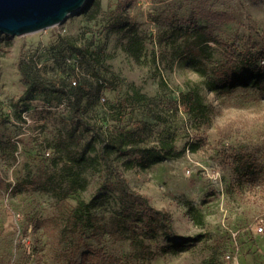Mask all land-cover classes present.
<instances>
[{
  "label": "rangeland",
  "instance_id": "rangeland-1",
  "mask_svg": "<svg viewBox=\"0 0 264 264\" xmlns=\"http://www.w3.org/2000/svg\"><path fill=\"white\" fill-rule=\"evenodd\" d=\"M100 1L102 11L95 19L90 18L93 9H82L34 34H0V264H100L103 256L120 264H264V83L232 94L211 92L188 64L175 58L169 41L174 28L197 23L219 39L211 44L214 64H238L251 53L256 66L264 68V0ZM120 1L145 40L139 64L124 51L121 35L107 33ZM94 41L103 48L96 65L79 55ZM22 59L36 64L48 80L65 76L63 64L67 72L79 73V83H87L90 91L84 104L90 96L97 102L100 84H107L102 89L107 103L97 102L90 118L103 120L111 130L139 127L146 146L171 135L178 150L186 151L147 171L126 172L131 188L174 221L178 238L147 240L157 252L153 261L131 260L128 241L96 237L91 227L68 231V218L82 216V203H93L98 224L107 226L119 210L118 190L102 169H76L89 186L66 195L68 171L56 165L55 145L69 128L68 99L29 90L19 70ZM194 87L214 109L209 124H200L180 102ZM136 93L152 102L125 108L121 102ZM196 143L197 152L188 150ZM50 180L57 191L48 189ZM192 206L203 215L202 226L192 221ZM198 235L206 237L186 251L162 253Z\"/></svg>",
  "mask_w": 264,
  "mask_h": 264
},
{
  "label": "trees",
  "instance_id": "trees-1",
  "mask_svg": "<svg viewBox=\"0 0 264 264\" xmlns=\"http://www.w3.org/2000/svg\"><path fill=\"white\" fill-rule=\"evenodd\" d=\"M126 7V3L120 1L117 10L111 14L107 33L121 35L122 40L126 41L124 51L139 64L144 56L145 40L139 33L137 22L124 13ZM83 9L88 13L90 9H93L90 18L95 19L102 11L101 1L91 0ZM169 41L175 58L188 64L204 80L205 88L211 92L232 94L239 90L247 91L256 86L260 87L264 83V68L256 66V58L251 53L238 64L233 62L214 64L215 49L211 44H218L219 39L211 34L207 27L194 23L189 28H174L169 34ZM102 51L103 48H99L98 43L94 41L90 49L81 48L79 55L82 60L96 65L101 59ZM63 65L65 76L59 79L44 78L36 64L24 59L19 62V70L29 90L61 94L68 99L69 128L55 145L57 155L55 163L57 166H62V171H68L66 195L86 191L89 186L88 179L76 174V169L85 171L102 169L107 181L115 183L119 205V210L113 212L109 224L104 226L98 224L97 216L91 212L94 208L93 203H82V216H69L68 231L75 233L84 227H91L96 237L108 235L117 240L128 241L131 248L129 256L131 260L153 261L157 257V252L152 249L147 240L157 239L160 236L178 238L174 221L169 212L157 210L147 196L131 188L126 172L135 169L147 171L155 165L180 158L186 151L178 150L176 139L171 135L161 138L157 145L146 146L145 132L141 128L111 130L105 127L103 120L90 118L89 111L96 109L101 100L104 99L103 103H107L102 95V89L107 84H100L102 88L97 90L98 103L94 102L90 96L84 104L85 98H89L90 93L87 83L80 84L81 75L74 70L67 72L68 66ZM72 75L78 80L71 79ZM148 101L152 102L146 96L136 93L133 97L125 98L121 104L127 108L130 105H139L141 102ZM180 102L200 124L211 122L214 109L206 103L198 87L182 94ZM199 148L200 144L196 143L188 150L195 153ZM12 149L15 150L16 146ZM117 160H121L122 164H118ZM47 186L48 189L51 187L53 191H57V185L52 180ZM21 189L22 187L19 186L17 191L21 193ZM189 215L196 226L204 224L203 215L195 206L190 207ZM83 220L88 223V226L84 225L85 222H79ZM205 237L198 235L192 240L181 239L182 242H175L162 248V253L178 255L194 243L201 242ZM100 264H120V260L112 256H103Z\"/></svg>",
  "mask_w": 264,
  "mask_h": 264
},
{
  "label": "water",
  "instance_id": "water-1",
  "mask_svg": "<svg viewBox=\"0 0 264 264\" xmlns=\"http://www.w3.org/2000/svg\"><path fill=\"white\" fill-rule=\"evenodd\" d=\"M89 0H0V34L22 37L64 23Z\"/></svg>",
  "mask_w": 264,
  "mask_h": 264
},
{
  "label": "built area",
  "instance_id": "built-area-1",
  "mask_svg": "<svg viewBox=\"0 0 264 264\" xmlns=\"http://www.w3.org/2000/svg\"><path fill=\"white\" fill-rule=\"evenodd\" d=\"M74 84H76V83H74ZM103 100H104V99H103ZM263 230H264L263 227H261V228H260V232H263Z\"/></svg>",
  "mask_w": 264,
  "mask_h": 264
}]
</instances>
